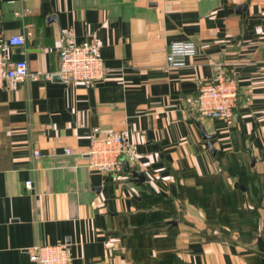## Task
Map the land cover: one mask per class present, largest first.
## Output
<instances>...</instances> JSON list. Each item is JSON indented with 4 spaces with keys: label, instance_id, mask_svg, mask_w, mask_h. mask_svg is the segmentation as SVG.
Returning <instances> with one entry per match:
<instances>
[{
    "label": "crops",
    "instance_id": "crops-1",
    "mask_svg": "<svg viewBox=\"0 0 264 264\" xmlns=\"http://www.w3.org/2000/svg\"><path fill=\"white\" fill-rule=\"evenodd\" d=\"M13 35L6 56L39 79L0 90V264L57 244L70 264H264V0H0V46ZM85 39L105 79H54ZM175 41L198 53L166 71ZM219 71L238 84L233 125L185 104ZM95 128L130 138L129 170L65 154Z\"/></svg>",
    "mask_w": 264,
    "mask_h": 264
},
{
    "label": "built area",
    "instance_id": "built-area-1",
    "mask_svg": "<svg viewBox=\"0 0 264 264\" xmlns=\"http://www.w3.org/2000/svg\"><path fill=\"white\" fill-rule=\"evenodd\" d=\"M25 36L13 35L0 46V90H14L27 79L37 81L39 74L31 73L26 59L12 60L6 56L5 47H22ZM60 66L57 75L65 82L99 83L105 79L107 68L103 58L95 51L90 40L67 42L59 50ZM198 53L193 41H175L168 49L165 70L185 67L190 59ZM51 75H47L50 79ZM238 84L232 75L219 71L210 81L198 89L196 95L187 96L185 104L200 116L224 120L233 125L238 100ZM130 138L127 135L101 134L99 128L93 130L88 152H75L65 149L66 155L88 157V166L103 174L118 176L126 170V162L131 153ZM34 157H41V152L34 151ZM34 182H26L28 189ZM67 244L37 246L33 250V261L36 264H70Z\"/></svg>",
    "mask_w": 264,
    "mask_h": 264
},
{
    "label": "water",
    "instance_id": "water-1",
    "mask_svg": "<svg viewBox=\"0 0 264 264\" xmlns=\"http://www.w3.org/2000/svg\"><path fill=\"white\" fill-rule=\"evenodd\" d=\"M240 9H242V8H239V10ZM53 77H55L54 79H57V80H60L61 79L59 75H56V76H53ZM204 137L207 140V145H208L209 149L212 150V152H215V149L213 148V143H214L213 140H212L213 139V136H210V135H208V134L205 133L204 134ZM125 169L129 170V165H128L127 162H126ZM133 175L135 177L139 178L140 182L144 181V176L140 172H137V171L136 172H133Z\"/></svg>",
    "mask_w": 264,
    "mask_h": 264
}]
</instances>
